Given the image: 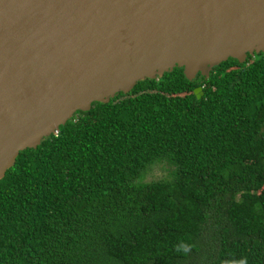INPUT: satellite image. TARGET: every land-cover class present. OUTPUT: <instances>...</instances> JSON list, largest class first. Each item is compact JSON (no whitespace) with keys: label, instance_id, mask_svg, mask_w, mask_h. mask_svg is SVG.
I'll return each instance as SVG.
<instances>
[{"label":"trees","instance_id":"16d2710c","mask_svg":"<svg viewBox=\"0 0 264 264\" xmlns=\"http://www.w3.org/2000/svg\"><path fill=\"white\" fill-rule=\"evenodd\" d=\"M0 264H264V52L140 80L21 151Z\"/></svg>","mask_w":264,"mask_h":264},{"label":"water","instance_id":"95a60500","mask_svg":"<svg viewBox=\"0 0 264 264\" xmlns=\"http://www.w3.org/2000/svg\"><path fill=\"white\" fill-rule=\"evenodd\" d=\"M259 52L264 0H0V179L93 102Z\"/></svg>","mask_w":264,"mask_h":264},{"label":"clouds","instance_id":"9594fccd","mask_svg":"<svg viewBox=\"0 0 264 264\" xmlns=\"http://www.w3.org/2000/svg\"><path fill=\"white\" fill-rule=\"evenodd\" d=\"M196 247L194 242L180 241L174 247V251L178 255L187 256Z\"/></svg>","mask_w":264,"mask_h":264},{"label":"rangeland","instance_id":"374dc122","mask_svg":"<svg viewBox=\"0 0 264 264\" xmlns=\"http://www.w3.org/2000/svg\"><path fill=\"white\" fill-rule=\"evenodd\" d=\"M167 171L163 170L159 166H153L147 173H146V180H151V179H157L161 177H166Z\"/></svg>","mask_w":264,"mask_h":264}]
</instances>
